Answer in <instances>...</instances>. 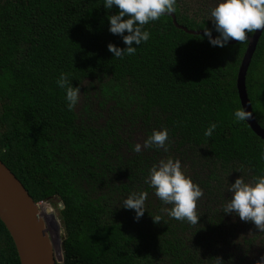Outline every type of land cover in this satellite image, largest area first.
Segmentation results:
<instances>
[{
    "label": "trees",
    "instance_id": "trees-1",
    "mask_svg": "<svg viewBox=\"0 0 264 264\" xmlns=\"http://www.w3.org/2000/svg\"><path fill=\"white\" fill-rule=\"evenodd\" d=\"M103 2L0 0V159L36 202L58 208V264H264V231L222 212L231 183L264 174V140L233 117L243 108L237 77L248 42L213 47L165 15L145 25L151 36L135 55L116 58L108 44L126 46L107 17L118 9ZM180 6L179 24L202 30ZM61 73L80 89L71 111ZM246 84L264 127V31ZM162 128L168 151L145 147ZM168 158L204 191L197 225L162 212L172 206L150 187V169ZM141 192L137 221L122 204ZM0 264H21L1 218Z\"/></svg>",
    "mask_w": 264,
    "mask_h": 264
},
{
    "label": "clouds",
    "instance_id": "clouds-1",
    "mask_svg": "<svg viewBox=\"0 0 264 264\" xmlns=\"http://www.w3.org/2000/svg\"><path fill=\"white\" fill-rule=\"evenodd\" d=\"M177 2L178 0H104L105 9H118L115 14L107 17L108 30L121 37L126 46L120 48L110 42L107 46L109 52L121 59L135 55L137 47L150 39L151 33L145 29V25L174 13L177 10ZM206 20H211L212 27H204L202 37H206L211 46L223 48L227 47L230 41L250 42V37L257 30H264V0H217ZM213 31L217 33L215 38ZM56 84L65 90L67 108L69 111L73 110L79 100V87H73L69 75L65 73L60 74ZM233 117L235 122L248 121L252 112L238 108ZM216 128L215 122L210 123L204 135L212 137ZM144 146L167 152L169 130H154L145 140ZM132 150L140 153L141 145H133ZM150 187L155 189V195L164 204L172 206L170 209H162V212H167V215L175 220L187 221L191 225L198 224L201 214L197 212V204L204 191L186 173L179 159L168 158L154 164L150 169ZM228 192L231 193V198L223 205L222 212L235 214L241 221L251 222L259 231H264V174L251 182L241 176L230 184ZM146 198L145 192L133 193L122 205L125 209L134 211L138 221L145 213ZM151 216L154 223L163 220L161 215ZM220 261L222 260L218 259L217 264H220Z\"/></svg>",
    "mask_w": 264,
    "mask_h": 264
},
{
    "label": "water",
    "instance_id": "water-1",
    "mask_svg": "<svg viewBox=\"0 0 264 264\" xmlns=\"http://www.w3.org/2000/svg\"><path fill=\"white\" fill-rule=\"evenodd\" d=\"M177 27L190 34H203L204 30L185 27L171 13ZM264 30H257L251 37L244 54L237 77V89L241 105L252 112L247 121L252 130L264 140V127L258 122L253 112L247 89V75L260 37ZM216 35L213 34L215 38ZM230 41L229 44H235ZM64 206L63 203H60ZM48 208V212H50ZM0 218L11 233L16 244L21 264H58L64 256L61 240L56 243L50 232L47 218L42 213L39 203L34 200L22 181L0 159ZM62 254L59 257V254Z\"/></svg>",
    "mask_w": 264,
    "mask_h": 264
},
{
    "label": "flooded vegetation",
    "instance_id": "flooded-vegetation-1",
    "mask_svg": "<svg viewBox=\"0 0 264 264\" xmlns=\"http://www.w3.org/2000/svg\"><path fill=\"white\" fill-rule=\"evenodd\" d=\"M216 2L217 0H178L177 3L181 5L180 7L182 11H184L183 9L187 8L190 18H195L197 22H199L198 25L211 28V20L206 19L210 9L215 6ZM202 30H204V28ZM215 33L216 32L213 31V34L217 35Z\"/></svg>",
    "mask_w": 264,
    "mask_h": 264
},
{
    "label": "rangeland",
    "instance_id": "rangeland-1",
    "mask_svg": "<svg viewBox=\"0 0 264 264\" xmlns=\"http://www.w3.org/2000/svg\"><path fill=\"white\" fill-rule=\"evenodd\" d=\"M45 205L41 206V211L44 214V216L47 218V222H48V226L50 229V232L54 238V241L57 243L59 241V239L61 240V223L59 220V212H58V208L53 206L52 204H48L47 202H44ZM45 206V208L49 207L50 208V212H48L47 209H43V207ZM240 236L242 235V232L240 231L238 233ZM237 236V237H240ZM257 257L260 256V252L258 251V249L256 248L255 251Z\"/></svg>",
    "mask_w": 264,
    "mask_h": 264
},
{
    "label": "built area",
    "instance_id": "built-area-1",
    "mask_svg": "<svg viewBox=\"0 0 264 264\" xmlns=\"http://www.w3.org/2000/svg\"><path fill=\"white\" fill-rule=\"evenodd\" d=\"M43 205H45L43 201H42V202H39V207H40V209H42L41 206H43ZM61 256H62V254L60 253V254H59V257H61Z\"/></svg>",
    "mask_w": 264,
    "mask_h": 264
},
{
    "label": "bare ground",
    "instance_id": "bare-ground-1",
    "mask_svg": "<svg viewBox=\"0 0 264 264\" xmlns=\"http://www.w3.org/2000/svg\"><path fill=\"white\" fill-rule=\"evenodd\" d=\"M48 208H49V207H47V208H45V206L43 207V209H44V210H45V209H47V210H48Z\"/></svg>",
    "mask_w": 264,
    "mask_h": 264
}]
</instances>
